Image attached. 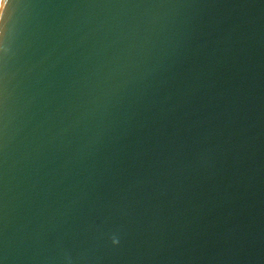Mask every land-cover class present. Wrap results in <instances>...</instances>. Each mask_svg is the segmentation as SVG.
Returning <instances> with one entry per match:
<instances>
[{
  "label": "water",
  "instance_id": "obj_1",
  "mask_svg": "<svg viewBox=\"0 0 264 264\" xmlns=\"http://www.w3.org/2000/svg\"><path fill=\"white\" fill-rule=\"evenodd\" d=\"M3 8L0 264H264V0Z\"/></svg>",
  "mask_w": 264,
  "mask_h": 264
},
{
  "label": "clouds",
  "instance_id": "obj_2",
  "mask_svg": "<svg viewBox=\"0 0 264 264\" xmlns=\"http://www.w3.org/2000/svg\"><path fill=\"white\" fill-rule=\"evenodd\" d=\"M6 8H3L2 11H0V25H2L5 22L6 19ZM0 34H2V28H0ZM113 244L118 243L116 239H113L112 241Z\"/></svg>",
  "mask_w": 264,
  "mask_h": 264
},
{
  "label": "bare ground",
  "instance_id": "obj_3",
  "mask_svg": "<svg viewBox=\"0 0 264 264\" xmlns=\"http://www.w3.org/2000/svg\"><path fill=\"white\" fill-rule=\"evenodd\" d=\"M1 3H2V0H0V5H1Z\"/></svg>",
  "mask_w": 264,
  "mask_h": 264
}]
</instances>
